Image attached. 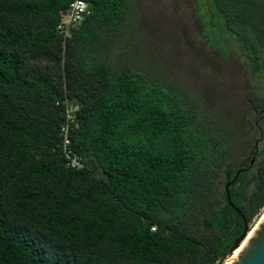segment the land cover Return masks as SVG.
<instances>
[{"label": "trees", "instance_id": "1", "mask_svg": "<svg viewBox=\"0 0 264 264\" xmlns=\"http://www.w3.org/2000/svg\"><path fill=\"white\" fill-rule=\"evenodd\" d=\"M72 1L0 0V264H220L264 209V95L246 94L249 114L217 111L111 61L133 0H83L90 15L64 39ZM205 1L215 37L264 72V0Z\"/></svg>", "mask_w": 264, "mask_h": 264}, {"label": "rangeland", "instance_id": "2", "mask_svg": "<svg viewBox=\"0 0 264 264\" xmlns=\"http://www.w3.org/2000/svg\"><path fill=\"white\" fill-rule=\"evenodd\" d=\"M211 20L212 11L205 0L202 4L198 0H133L111 61L129 59L146 72L169 75L201 95L214 110L249 114L253 111L246 94L264 95V72L256 73L254 61L230 38L215 37L218 30ZM256 58L264 63V56ZM252 153L231 167L247 165ZM241 186V196L247 200L254 186L251 177ZM263 212L248 224L249 229ZM193 232L207 233L201 227Z\"/></svg>", "mask_w": 264, "mask_h": 264}, {"label": "water", "instance_id": "3", "mask_svg": "<svg viewBox=\"0 0 264 264\" xmlns=\"http://www.w3.org/2000/svg\"><path fill=\"white\" fill-rule=\"evenodd\" d=\"M252 164L253 160L250 161L249 165L251 166ZM245 166L246 165L238 166L239 171L237 172L236 176L239 173H243L245 171ZM234 180L232 182H234ZM232 182L227 183L224 187L227 204L239 216H241L239 209H237L230 200L228 188ZM233 249L238 250L229 264H264V213L251 229L247 227L244 221V229L241 236L234 242L233 246L229 250L228 255L220 264H224L225 260L229 257Z\"/></svg>", "mask_w": 264, "mask_h": 264}, {"label": "built area", "instance_id": "4", "mask_svg": "<svg viewBox=\"0 0 264 264\" xmlns=\"http://www.w3.org/2000/svg\"><path fill=\"white\" fill-rule=\"evenodd\" d=\"M88 4L83 0L72 1L66 10L64 18L58 23L57 30L63 35L64 39L71 36L72 29L78 26L87 16L90 15ZM76 108L68 106L66 109V119L72 121V113ZM63 137V146L65 149L66 166L71 169L81 168V162L77 155L67 149L69 145V136L67 126L61 128Z\"/></svg>", "mask_w": 264, "mask_h": 264}, {"label": "bare ground", "instance_id": "5", "mask_svg": "<svg viewBox=\"0 0 264 264\" xmlns=\"http://www.w3.org/2000/svg\"><path fill=\"white\" fill-rule=\"evenodd\" d=\"M264 213V212H263ZM238 249H233L232 252L230 253L229 257L225 260L224 264H229L235 253L237 252Z\"/></svg>", "mask_w": 264, "mask_h": 264}]
</instances>
